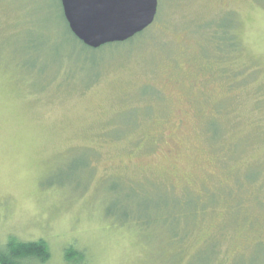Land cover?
I'll list each match as a JSON object with an SVG mask.
<instances>
[{"label": "rangeland", "instance_id": "1", "mask_svg": "<svg viewBox=\"0 0 264 264\" xmlns=\"http://www.w3.org/2000/svg\"><path fill=\"white\" fill-rule=\"evenodd\" d=\"M157 6L145 35L90 49L60 0H0V245L45 240L40 264H264V0ZM206 193L216 209L192 212Z\"/></svg>", "mask_w": 264, "mask_h": 264}, {"label": "water", "instance_id": "2", "mask_svg": "<svg viewBox=\"0 0 264 264\" xmlns=\"http://www.w3.org/2000/svg\"><path fill=\"white\" fill-rule=\"evenodd\" d=\"M68 29L90 49L125 42L146 30L157 0H60Z\"/></svg>", "mask_w": 264, "mask_h": 264}, {"label": "trees", "instance_id": "3", "mask_svg": "<svg viewBox=\"0 0 264 264\" xmlns=\"http://www.w3.org/2000/svg\"><path fill=\"white\" fill-rule=\"evenodd\" d=\"M63 17V14H62ZM63 21H64V30L66 31L68 37L70 39H73L76 41V43H78L79 45L83 46L84 48H88L87 46H85L82 42H79L76 37L72 34V32H70V30L68 29L67 26V22L64 20L63 17ZM222 26H219L217 31L221 30ZM216 28L212 29V32L210 33V29H208V34L209 36L212 35L211 37L213 38V41H216L217 44L219 45L218 41H221V36H217V31ZM224 31L222 33L223 36H225V40L227 41L226 44V48L231 49V45L233 44V42L231 40V31H230V27L225 26L224 27ZM229 30V31H228ZM216 31V32H214ZM147 32V30L140 32L138 34H136V36L125 40V41H134L136 40V38L141 37L143 35H145ZM218 40V41H217ZM114 43H119V42H114ZM113 43V44H114ZM210 43H213L212 41H210ZM33 47H29L28 50L33 51ZM101 49V47H100ZM22 52H24L23 54L21 52H19L22 55L25 54H30L26 49H24V47H22L20 49ZM99 50V49H98ZM225 50V49H224ZM221 52V51H219ZM230 52V51H229ZM224 53V52H222ZM226 53H228V51H226ZM215 56H219L218 59L223 58V56H225V53L223 54V56L220 55H215ZM24 61V60H22ZM18 64V63H17ZM18 67H20L22 70H29L30 73H32V67L31 65L29 66L27 63L25 62H20L18 64ZM62 67L59 66V68L53 72L52 74L55 75L54 78H58L59 76V71H62ZM40 71L37 75L38 77L40 76V78L43 79L42 74L44 73V67L40 68ZM35 78V80L37 79L36 76L33 77ZM56 80V79H53ZM257 177V174L253 176L252 179H249V181H247V183H252L251 181L256 180L255 178ZM239 186V185H238ZM239 189H237L238 191ZM223 193H220L218 195H215V197L211 196L209 197V195H213L210 193H206L204 194V197L201 199H197V195L194 196V200H192L190 203L192 204V206H190V210L193 211H197V213H199L200 215L206 214V212L210 211L211 209H216L217 207V202H219V199L221 197ZM226 198H229V200L232 201H236L235 203V209L234 211H232V213H230L231 217L235 214V211L239 210V208H237L239 205H241L242 209L245 212V206H243V200L245 199V196L239 193H234L231 196H226ZM240 203V204H239ZM259 205L262 206V202H257ZM234 219V217H233ZM73 249L70 247L65 251V258L66 260L68 259V257L70 256V252L72 253ZM79 254V260L83 259V254L78 253ZM50 258V253H49V249H48V245L46 244L45 240H33V241H19L16 238H10L6 243L0 245V264H40V263H44L45 261H47Z\"/></svg>", "mask_w": 264, "mask_h": 264}]
</instances>
